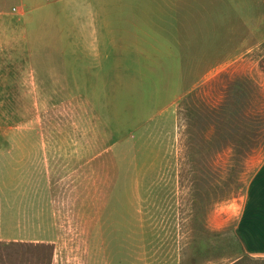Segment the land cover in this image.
Wrapping results in <instances>:
<instances>
[{
    "label": "rangeland",
    "instance_id": "374dc122",
    "mask_svg": "<svg viewBox=\"0 0 264 264\" xmlns=\"http://www.w3.org/2000/svg\"><path fill=\"white\" fill-rule=\"evenodd\" d=\"M109 1L118 27L129 0ZM263 2L180 0L185 92L174 101L156 70L153 86L139 77L122 94L84 87L76 65L61 68L87 57L82 39L26 37L11 3L0 16V264H264L238 231L264 163ZM223 3L250 12L211 22Z\"/></svg>",
    "mask_w": 264,
    "mask_h": 264
},
{
    "label": "crops",
    "instance_id": "0c3cea01",
    "mask_svg": "<svg viewBox=\"0 0 264 264\" xmlns=\"http://www.w3.org/2000/svg\"><path fill=\"white\" fill-rule=\"evenodd\" d=\"M113 1L116 0L109 3ZM128 2V15L118 17V27L111 19L107 20L106 0H0V16L7 14L12 3V12L17 16L15 20L23 23L26 37L38 38L43 34L49 38L82 39L80 44L83 45L82 51L88 52L87 57L82 55L81 64H73L67 53H63L70 62H63L61 68L65 72L70 64L76 65L74 69L81 75L84 87L97 91L107 87L109 93L122 94L123 88L120 91L117 88L136 85L139 77L153 86L156 70L158 73L162 71L159 76L165 77L167 84L173 87L169 100L172 101L173 96L174 101L185 92L183 84L174 81H179L175 72L180 73L183 68V56H179L184 53L187 38L180 26L186 19L185 11L177 8L181 5L180 0ZM262 5L253 13L262 14ZM238 9L227 3L220 4L210 10L209 20L230 23L237 21L234 16L250 12L249 5L243 7V12ZM63 21L65 29L55 32L54 24L60 27ZM141 24L146 26L147 32L141 30ZM67 46L71 48L68 42ZM50 53H55L54 49ZM155 86L160 88L158 81ZM241 216L238 231L246 253L264 255V163L249 185Z\"/></svg>",
    "mask_w": 264,
    "mask_h": 264
}]
</instances>
